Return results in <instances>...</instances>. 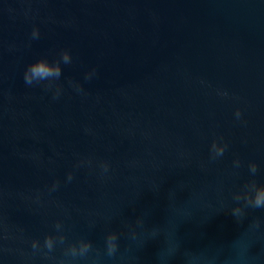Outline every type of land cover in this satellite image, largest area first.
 <instances>
[{
  "label": "water",
  "instance_id": "obj_1",
  "mask_svg": "<svg viewBox=\"0 0 264 264\" xmlns=\"http://www.w3.org/2000/svg\"><path fill=\"white\" fill-rule=\"evenodd\" d=\"M39 60L62 74L27 86ZM253 181L264 0H0V264H62L33 252L46 235L91 241L82 264H240L246 241L264 264V210L231 214Z\"/></svg>",
  "mask_w": 264,
  "mask_h": 264
},
{
  "label": "clouds",
  "instance_id": "obj_2",
  "mask_svg": "<svg viewBox=\"0 0 264 264\" xmlns=\"http://www.w3.org/2000/svg\"><path fill=\"white\" fill-rule=\"evenodd\" d=\"M38 31L34 30L32 33V37L38 38ZM63 64H70L72 62V58L70 53L63 52L61 54V61ZM60 62L56 64H49L45 60H39L31 65L25 70L24 73V82L27 86H32L34 83H40L43 81H50V80H57L60 78L62 74V70L60 68ZM93 73L86 76V79H91ZM78 91H83L82 88H77ZM59 98V90H57L56 94L53 96V99ZM237 119L240 118V112H236ZM226 146L218 145L215 142L212 145V153L214 157H222L224 155ZM234 164L238 167L239 161H234ZM258 170V166L253 162L249 164V172L252 175H255ZM104 171H107V165H104ZM73 176L71 173L68 174L67 181L71 182ZM58 188V184H54L52 186V190L55 191ZM234 200L237 201V206L231 209L232 216L237 220L240 221L246 215V209H259L264 210V186H257L256 183L253 181L252 184L249 186V191L244 194L240 195L237 194L234 196ZM243 200V206H239V202ZM262 223L264 221L261 218H256L252 225L250 226V231H255L260 229ZM62 225L57 223L55 225V229L60 231ZM251 241L240 242L237 249L235 258L240 264H248L249 260L255 259L254 257L250 256V248H251ZM62 246L64 260L62 264H82L83 261H86L90 254H92L95 249L92 245V242L86 239H80L76 242H67L66 238L63 235L60 236H53V235H46L44 237L43 243L39 240H33L31 242V248L34 253L43 251L44 255L47 257L48 254L53 253L57 246ZM119 251V243H118V236L115 233H110L106 236L104 242V249H103V257L108 259H114ZM175 249H169V254L174 252Z\"/></svg>",
  "mask_w": 264,
  "mask_h": 264
}]
</instances>
